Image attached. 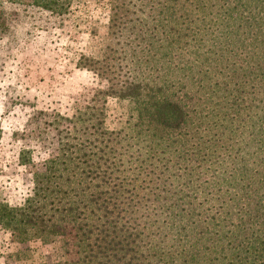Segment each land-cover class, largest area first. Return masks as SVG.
I'll return each instance as SVG.
<instances>
[{
    "label": "trees",
    "instance_id": "trees-1",
    "mask_svg": "<svg viewBox=\"0 0 264 264\" xmlns=\"http://www.w3.org/2000/svg\"><path fill=\"white\" fill-rule=\"evenodd\" d=\"M110 11L105 46L79 62L107 82L101 105L55 114L54 153L29 197L0 201V225L23 243L71 228L73 264H264V0ZM110 97L130 103L115 129Z\"/></svg>",
    "mask_w": 264,
    "mask_h": 264
},
{
    "label": "rangeland",
    "instance_id": "rangeland-1",
    "mask_svg": "<svg viewBox=\"0 0 264 264\" xmlns=\"http://www.w3.org/2000/svg\"><path fill=\"white\" fill-rule=\"evenodd\" d=\"M111 0H73L70 12L0 0V201L21 204L33 193V173L54 153L51 122L101 105L95 93L107 82L79 65L97 56L109 35ZM130 103L107 99V126L122 125ZM22 152L32 157L22 163ZM74 232L53 240L21 242L0 225V264H73Z\"/></svg>",
    "mask_w": 264,
    "mask_h": 264
}]
</instances>
